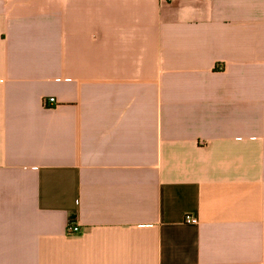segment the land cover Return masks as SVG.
I'll return each mask as SVG.
<instances>
[{
    "label": "crops",
    "instance_id": "obj_1",
    "mask_svg": "<svg viewBox=\"0 0 264 264\" xmlns=\"http://www.w3.org/2000/svg\"><path fill=\"white\" fill-rule=\"evenodd\" d=\"M0 264H264V0H0Z\"/></svg>",
    "mask_w": 264,
    "mask_h": 264
},
{
    "label": "built area",
    "instance_id": "obj_2",
    "mask_svg": "<svg viewBox=\"0 0 264 264\" xmlns=\"http://www.w3.org/2000/svg\"><path fill=\"white\" fill-rule=\"evenodd\" d=\"M55 102H56V100L54 97H49V98L44 100V103L46 106H51V105L55 104ZM185 222L195 223V222H197V219L195 217H193L191 214H186ZM79 231H80L79 226L72 220L68 225V232L70 234H73V233H77Z\"/></svg>",
    "mask_w": 264,
    "mask_h": 264
}]
</instances>
